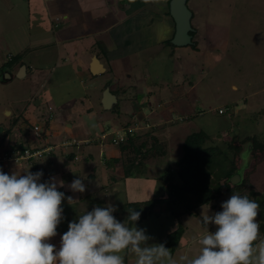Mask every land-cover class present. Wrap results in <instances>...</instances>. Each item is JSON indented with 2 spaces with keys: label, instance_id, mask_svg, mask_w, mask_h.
<instances>
[{
  "label": "rangeland",
  "instance_id": "374dc122",
  "mask_svg": "<svg viewBox=\"0 0 264 264\" xmlns=\"http://www.w3.org/2000/svg\"><path fill=\"white\" fill-rule=\"evenodd\" d=\"M43 1L0 0V79L7 78L9 72L1 73V68L5 65L3 68L7 69V61L12 55L30 64L35 61L40 67L51 60L54 64L50 68L55 69L43 67L39 75L16 78L10 87L0 84L1 125L6 128L12 122V116L1 110L2 105L11 101L18 110L25 105L23 117L30 123L29 130V124L21 117L14 129H10L12 135L8 134L10 136L1 143L0 151L10 148L15 136L20 135L19 139L28 142L32 148L44 144L46 139L56 146L57 155L72 150L80 157L77 171L72 166L74 160L63 164L60 158L52 159L48 152L35 158L45 160L46 163L41 162L39 167L46 164L51 172L49 177L64 181L65 187L58 190L77 200L73 205L67 200L62 201L64 219L57 228L61 235L79 214L99 206L98 199L105 194L111 193L110 199L115 206L128 200L157 197L162 185L159 176L168 167H175V161L182 153V141L188 133L204 129L210 135L208 144L219 146H223L230 136H236L237 140L250 135L264 138V0H187L188 8L193 12L191 25L196 30V47L149 45L118 60L115 57L106 59L103 53L116 46L107 28L125 14L121 5L126 0H117L116 13L95 18L92 13L81 11L86 5L85 0ZM64 11L69 13L67 19L63 17ZM91 28H94L92 38L95 43L89 48V54L98 53V58L108 68L105 74L92 75L86 67L82 70L63 59L67 58L66 40L81 37L92 31ZM114 36L120 47L128 44L121 34ZM54 48H57L56 53ZM115 55L128 54L119 51ZM83 58L87 62V56ZM50 72L53 78L46 79ZM43 81H48L49 87L45 84L39 91ZM103 86L117 92L119 112L103 108ZM128 121L135 122L132 125L134 131H145L149 126L158 128L155 134L165 142L166 155L148 159L145 173L124 177L121 164L115 163V171H112L107 160L121 156L119 144L111 143V138L117 136L122 124ZM33 125L41 128L43 138L33 135ZM101 130L104 131L102 138ZM243 142L238 154V175L242 177L253 160L250 141ZM73 144L84 146L79 149L83 159ZM89 151L94 158L89 155L91 161L86 160ZM0 161L9 174L12 171L32 172L28 159L14 163L4 158ZM66 170L70 172L62 176L61 172ZM49 177L44 174L41 182ZM77 178L84 180L86 190L83 193L72 192L67 187ZM250 179L264 196V161L256 165ZM248 190H243V194ZM230 196L200 206L197 215H184L179 223L160 212L135 226L146 230V235L151 237L148 243L152 244L160 243V238L181 224L185 230L180 248L176 250L178 257L172 256L179 262L182 255L193 257L198 254V239L206 232L201 218L207 213L221 211V203ZM115 213L117 220H125L122 210L117 208ZM257 221L260 227L264 224V209H259ZM207 229L214 232L216 226L209 224ZM259 239H264L261 230ZM127 252L130 262L135 264V256Z\"/></svg>",
  "mask_w": 264,
  "mask_h": 264
},
{
  "label": "clouds",
  "instance_id": "9594fccd",
  "mask_svg": "<svg viewBox=\"0 0 264 264\" xmlns=\"http://www.w3.org/2000/svg\"><path fill=\"white\" fill-rule=\"evenodd\" d=\"M42 176V171H0V264H125L122 253L127 251L135 256V264H264L260 206L238 193L221 203V211L201 218L206 232L198 239L199 252L182 255L179 262L163 243H148L146 230L135 226L140 212L127 210L130 227L116 219L117 208L110 203L70 221L57 249L50 240L64 219L62 201L73 205L77 200L58 190L65 187L63 180L52 176L41 182ZM67 187L86 190L80 178ZM209 224L216 226L214 232L208 231Z\"/></svg>",
  "mask_w": 264,
  "mask_h": 264
},
{
  "label": "trees",
  "instance_id": "16d2710c",
  "mask_svg": "<svg viewBox=\"0 0 264 264\" xmlns=\"http://www.w3.org/2000/svg\"><path fill=\"white\" fill-rule=\"evenodd\" d=\"M195 33L196 30L190 32L193 42L190 45L196 47L197 42L194 41ZM170 40H165L163 45L172 48L177 47ZM19 58V56L12 55L7 61V69L3 68L5 67L3 65L1 73L8 71L14 65H23L25 61H20ZM4 80V78L0 79V82ZM112 93L118 96L117 92ZM118 103L117 100L116 105L112 107L114 112H119ZM21 117L24 123L29 124L27 127L30 130V123L23 117V113H21L10 123L9 127H6L5 132L0 134V145L7 137L12 135L10 134V129H14ZM134 124L135 122L128 121L122 124V129H127ZM157 130L158 128L149 126L145 131L138 129L133 132L127 131L126 138L118 143L121 156L115 158L114 161L121 164L124 177L145 173L148 159H159L166 155L165 142L158 139L155 134ZM99 132L104 133V131ZM8 134L10 135L8 136ZM43 135L41 136L42 138L44 137ZM19 137L20 135L18 137L15 136V139L11 142V147H7L2 152L13 156L22 154L26 148H32L28 142L23 141L22 138L19 139ZM209 140L210 135L204 129L188 133L182 141V153L175 161V167H168L159 176L162 182L159 195L144 201L128 200L119 207L123 212V218L130 227L133 226V222L126 219L128 216L127 210L129 209L140 212V217L136 224L144 222L143 220H146L148 217H155L160 212H164L168 217L173 218V220L179 223L184 215H197V210L200 206L211 204L232 193L248 195L250 199L255 200L259 204V209H264V196L255 189L250 179L256 165L264 161V138L250 135L244 139L237 140L236 136H230L229 139L224 141L223 146L208 144ZM245 140L250 141L251 144L252 165L245 176L239 175L240 181L233 184L230 179L233 175L239 174L238 154L241 152L242 144ZM52 146L54 144H41L38 147H33L32 150L45 149ZM50 153L51 156L59 157L54 149H50L47 154L50 155ZM60 157L66 163L68 160H73L74 155L69 152H61ZM41 160L29 158V169L32 173L42 171L43 175L45 174L46 177H49L51 172L47 165L43 163L39 167L41 162H45L44 159L41 158ZM2 162L0 161V171L7 173V168L3 167L4 163ZM11 162L14 163V160L12 159ZM247 188L249 189L248 193L243 194V190ZM158 205L162 207L158 208ZM178 225L177 228L168 232L166 237L159 239L160 243H163L165 247L170 249L171 254L180 248V240L185 230L181 224ZM260 230L264 233V224L261 225Z\"/></svg>",
  "mask_w": 264,
  "mask_h": 264
},
{
  "label": "crops",
  "instance_id": "0c3cea01",
  "mask_svg": "<svg viewBox=\"0 0 264 264\" xmlns=\"http://www.w3.org/2000/svg\"><path fill=\"white\" fill-rule=\"evenodd\" d=\"M46 1L47 0H44L43 3H45ZM49 1H52V0H49ZM53 1H55V0H53ZM85 1H86V5H84V6L82 5L83 7H82L81 11H83L84 13H86V12L92 13L94 18L97 15H102V14H106V13H116V5H118L117 0H85ZM169 1L170 0H126V3L121 5L122 11L125 12V14L121 15L119 19H117L113 22L111 27L107 28L109 34L110 33L112 34L113 39L115 40L116 46H114L111 50L106 49L104 57L106 59L107 58L110 59V58L115 57V58H117L116 60H118L120 57L123 58V57L130 56L129 55L130 53H132V52L136 53L135 51L143 49L149 45H151V46L162 45L165 40L171 39L173 34H174V22H173V19L171 18L170 14H169V8H168ZM158 2H159V5L157 4ZM45 10H46V12H48V9H45ZM63 17H64V19H67L69 17V13L64 11ZM64 25L66 27L69 26L68 24H64ZM90 30H92V31H89L86 34L80 35L81 37L76 38V36L75 37L73 36V38L71 40H66L67 44H65V46H66V51H67V58H63L64 62H66V63L72 62L76 66L80 67L82 70H84L83 68L86 67L89 72H90L92 57L93 56L97 57L96 53L89 54V48L92 47L93 44L95 43L93 40L94 38H92V33H93L94 28H91ZM115 34L118 36H119V34H121L124 37V40L127 39L126 42H128V44L123 45V47H120V45H119L120 42H118L116 40V37L114 36ZM37 42L40 43V40ZM54 50L56 53L57 48H54ZM119 51L126 52V54H128V55H122V56L115 55ZM56 55H59V54H56ZM48 56H49V54H48ZM86 56H87V62L83 58V57L86 58ZM98 60L100 61V63H102V66L105 68V71L103 73V74H105V72L107 71L108 68L106 67V65H104V62L102 60H100L99 58H98ZM113 60H110L109 62H112ZM3 61H5V58L2 60V62ZM36 64L37 63L35 61L33 62V64H30L29 62L26 61L24 63V65L26 66V73L20 79H24L27 76H29L31 78L35 75L36 76L39 75V73L41 71H43V67L44 68L45 67L50 68V66H52L54 64V61H53V63H51V60H50V62L47 65L44 64L45 66H43V67L41 66L42 68ZM34 65H36V66H34ZM20 66L21 65H14L8 71H6V72H9L10 76L7 78H4L5 80L0 82V84L7 85L10 87L13 80L18 78V77H16V74H17ZM28 69H29V72H28ZM52 69H53V67L50 68V70H52ZM54 70L55 69H53V71ZM51 73L52 72H50L46 76V79L49 76H51L49 79L53 78L52 77L53 73L52 74ZM47 82L46 83H45V81H43V83L41 82L42 84L39 87V91L44 89L45 84L47 87H49L47 85ZM106 87L107 86H103V88H101V89L103 90ZM233 87L236 88V86H233ZM108 88L110 90V87H108ZM25 102H27V101L25 100ZM9 103H10V106H9ZM9 103L2 105L1 110H6L7 115H9L10 117L12 116L11 119H12V121H14V119L17 117V115H20L21 113H23V111L25 109V105L21 108L22 110H18L16 107H14L13 101H11ZM63 143L67 144L68 142H63ZM44 144L49 145V142L45 139ZM73 145H75L74 148H76L78 150L80 148L83 149V147H84V146L80 147L77 144H73ZM73 145H70V146H73ZM83 145H85V143H83ZM54 148H56L55 145L52 147H48V149H52V150ZM81 151L82 150H79V156L81 155V158L83 159V156H82L83 152H81ZM69 153H72L74 155V157L72 158L74 160L73 161L74 164H72V166L75 167L73 169H76V171H77V169H79V166H80V163L78 161V159L80 157H78V155H77V153H75V151L71 150V151H69ZM59 154H61V153H59ZM89 155L91 156V159H94V158H92L93 154L91 153V151H89L86 155V158H87L86 160H89L88 159ZM49 156L51 157V153ZM52 157L51 158L54 159L56 156H52ZM56 158H60L62 160V163L64 164L65 160L63 158H61L60 155H59V157H56ZM115 158H117V157L112 156L110 159L107 160L110 167L112 168V171L113 170L115 171V168H116V167H114V165L116 163L114 161ZM89 161H91V160H89ZM62 169H63V166H62ZM62 169H60V170H62ZM69 172H70V170H66V172L62 171L61 175L62 176L66 175ZM110 195H111V193H108V196H107V194H105L98 199L100 202L99 207H103L109 203L113 204L112 199H110ZM105 196H107L106 199H104ZM119 207H120V205L116 206V208H119ZM114 216H116V213L114 214ZM122 219H123V216H122ZM66 231H67V228L65 229V232ZM57 233H58L57 236L52 238L50 240V243L55 244L57 249H58L59 244H60L61 234L59 232H57ZM160 239H162V238H160ZM128 254H129V252L122 253V255L124 256L125 264H134V263L130 262V260L128 258ZM173 255L175 258L178 257L177 251L173 252L172 256Z\"/></svg>",
  "mask_w": 264,
  "mask_h": 264
},
{
  "label": "water",
  "instance_id": "95a60500",
  "mask_svg": "<svg viewBox=\"0 0 264 264\" xmlns=\"http://www.w3.org/2000/svg\"><path fill=\"white\" fill-rule=\"evenodd\" d=\"M169 14L174 22V34L171 38V43L175 46H187L192 44V35L190 32L194 31L191 25L192 11L187 6V0H170L169 1ZM105 68L96 56L92 57L90 73L97 75L103 73ZM26 73V66L23 64L20 66L16 77L22 78ZM9 73L7 77H9ZM117 103V97L113 94L108 87L105 88L101 104L105 110H110L114 104ZM6 128L0 124V133L5 131ZM231 183L236 184L240 180V176L235 174L231 177Z\"/></svg>",
  "mask_w": 264,
  "mask_h": 264
},
{
  "label": "built area",
  "instance_id": "2783aa9c",
  "mask_svg": "<svg viewBox=\"0 0 264 264\" xmlns=\"http://www.w3.org/2000/svg\"><path fill=\"white\" fill-rule=\"evenodd\" d=\"M136 127V126H135ZM32 131H33V135L35 137H41L42 136V131H41V128L38 126V125H33L32 127ZM127 131L128 132H133L134 131V128L132 129V127H128L127 129H121V132L117 133V136H113L111 138V141L113 143H119V142H122L125 138H126V135H127ZM104 134H102L101 136H103ZM50 151V149H33L32 148H26L24 149V152L22 154H18V155H9L7 154L6 152H1L0 154V160L1 158H4V160H14V161H18L20 159H29V158H38L40 155H42L43 153L45 152H48ZM4 156V157H2Z\"/></svg>",
  "mask_w": 264,
  "mask_h": 264
}]
</instances>
